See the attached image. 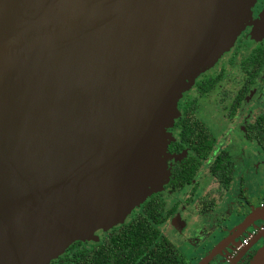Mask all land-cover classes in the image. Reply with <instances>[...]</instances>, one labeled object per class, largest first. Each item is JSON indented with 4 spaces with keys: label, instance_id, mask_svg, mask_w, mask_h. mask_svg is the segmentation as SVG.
<instances>
[{
    "label": "water",
    "instance_id": "water-1",
    "mask_svg": "<svg viewBox=\"0 0 264 264\" xmlns=\"http://www.w3.org/2000/svg\"><path fill=\"white\" fill-rule=\"evenodd\" d=\"M253 1L0 0V264H50L162 189L176 102Z\"/></svg>",
    "mask_w": 264,
    "mask_h": 264
},
{
    "label": "flooded vegetation",
    "instance_id": "flooded-vegetation-1",
    "mask_svg": "<svg viewBox=\"0 0 264 264\" xmlns=\"http://www.w3.org/2000/svg\"><path fill=\"white\" fill-rule=\"evenodd\" d=\"M250 12L230 49L194 78L176 103L162 189L122 223L77 241L80 249L88 251L141 219L150 230L131 264H249L264 246L259 219L212 254L252 211L264 209V0H254ZM233 216L240 221L228 228L226 218ZM249 232L251 237L245 236Z\"/></svg>",
    "mask_w": 264,
    "mask_h": 264
},
{
    "label": "trees",
    "instance_id": "trees-1",
    "mask_svg": "<svg viewBox=\"0 0 264 264\" xmlns=\"http://www.w3.org/2000/svg\"><path fill=\"white\" fill-rule=\"evenodd\" d=\"M149 230L144 219L136 220L128 226H122L114 230L102 243L92 246L88 251L80 249L81 244L79 242H74L65 250L62 256L53 260L50 264L136 263V257L141 254L139 250L146 246L142 242L148 239ZM73 247H77V250L72 251Z\"/></svg>",
    "mask_w": 264,
    "mask_h": 264
},
{
    "label": "rangeland",
    "instance_id": "rangeland-1",
    "mask_svg": "<svg viewBox=\"0 0 264 264\" xmlns=\"http://www.w3.org/2000/svg\"><path fill=\"white\" fill-rule=\"evenodd\" d=\"M194 81V80H193ZM190 87V86H189ZM189 87L186 89V90H188L189 89ZM185 90V91H186ZM184 91V92H185ZM184 92H182V93H184ZM182 95V94H181ZM181 97V96H180ZM177 103V102H176ZM263 161H264V158L262 159ZM263 186H262V199H264V182H263V184H262ZM249 199L251 200L252 199V201H253V203L254 204H258L259 203V199L257 198V196L256 195H250L249 196ZM131 212V211H130ZM126 218V217H125ZM217 218V217H216ZM124 221V220H123ZM240 221V218H236V216H233L232 218H226V222L228 223V222H230L229 224H228V228H230V227H233L236 223H238ZM230 226V227H229ZM250 230H252V228H250ZM252 232H249V233H247V234H245V236L247 235H250ZM219 234V236L220 237H222L223 236V233L222 234H220V232L218 231V232H216V235H218ZM91 240V239H90ZM86 241H89V240H86ZM85 242V241H84Z\"/></svg>",
    "mask_w": 264,
    "mask_h": 264
},
{
    "label": "built area",
    "instance_id": "built-area-1",
    "mask_svg": "<svg viewBox=\"0 0 264 264\" xmlns=\"http://www.w3.org/2000/svg\"><path fill=\"white\" fill-rule=\"evenodd\" d=\"M248 237H251V235H249ZM248 238H245L243 243L247 242Z\"/></svg>",
    "mask_w": 264,
    "mask_h": 264
}]
</instances>
